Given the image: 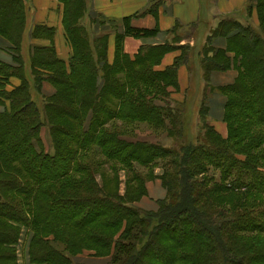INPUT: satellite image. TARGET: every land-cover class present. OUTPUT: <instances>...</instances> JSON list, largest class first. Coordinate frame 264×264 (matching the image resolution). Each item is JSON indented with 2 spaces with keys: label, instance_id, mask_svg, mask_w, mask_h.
Here are the masks:
<instances>
[{
  "label": "trees",
  "instance_id": "16d2710c",
  "mask_svg": "<svg viewBox=\"0 0 264 264\" xmlns=\"http://www.w3.org/2000/svg\"><path fill=\"white\" fill-rule=\"evenodd\" d=\"M57 1L70 54L58 56L54 26L36 24L31 40L48 43L29 45L30 87L20 52L25 0H0V35L13 59L0 60V264H18L21 239L30 264H77L82 254L109 264H264V0L247 3L258 29L226 16L206 37L205 87L225 95L227 135L209 122L203 96L195 142L184 138L182 109L170 97L190 46L145 44L130 56L124 37L152 30L124 18L110 61L109 33L95 30L105 17L88 13L90 32L81 20L88 0ZM174 49L173 64L158 69ZM230 67L233 82L209 85L212 70ZM12 78L19 83L8 87ZM44 82L52 93H42ZM139 124L173 145L138 138ZM155 178L164 198L154 210L136 207Z\"/></svg>",
  "mask_w": 264,
  "mask_h": 264
},
{
  "label": "crops",
  "instance_id": "0c3cea01",
  "mask_svg": "<svg viewBox=\"0 0 264 264\" xmlns=\"http://www.w3.org/2000/svg\"><path fill=\"white\" fill-rule=\"evenodd\" d=\"M247 3L248 0H88L86 15L88 17V13L95 12L105 17L107 22L104 25V30H102L100 26H97V28L95 29L98 33H101L102 31L112 33L113 30L115 31L114 34L116 32H123V30L125 29L123 20L124 18L127 19L128 24L131 25V27L152 30L150 34H142L140 36L127 35L124 37L122 41V49L125 53L132 56L139 50L142 45L145 44H161L169 42L179 45L188 44L190 47H192L195 42L194 38L191 37L190 34H187L185 37L179 38L177 42H175V39H177V35L174 36V30L177 27H186L191 23L196 22L200 17L201 12H204L206 14L208 13L212 18H222L226 16L237 18V15L244 13L247 8ZM31 4L34 7V11L31 17L32 22L28 28L29 39L31 31L36 24L44 23L46 25L54 26L57 31L60 32V28L62 26L61 11L60 6L57 5V0H31ZM50 7L57 10L55 14L48 11ZM149 8H152V10H149ZM218 18H215L216 23L220 19ZM110 23H115L116 27L112 28ZM216 23L214 24V26L216 25ZM26 26L27 21L25 27ZM58 36L60 44H56L57 42H54L55 49L58 56L66 60L69 56V49L68 47H66L67 45L65 41L64 44L62 43L59 33ZM206 36L203 39L202 47L206 42ZM224 41V38L218 37L215 40V46H223ZM37 42L38 40H30V43L35 44L48 43V41H46L47 43ZM7 46V40L0 35V60L5 63H12V55L7 50ZM58 47L60 51H58ZM114 50L113 39V46L111 45V43H108V59L110 61L112 60V54H114ZM180 53V49H174L166 52L162 56L159 64L157 65V68L163 69L173 64L175 58L179 56ZM199 64L201 67L200 57ZM181 66L182 65L180 64L177 68V80L179 87H181L179 83L181 75L184 78L187 75L184 67L183 69H180ZM201 71L203 70L201 69ZM236 75L237 71L233 67L224 70L215 69L210 73L209 83L212 86H222L225 84H229L233 82ZM14 82L16 83V81ZM173 92H171L170 95L171 99ZM224 100L225 97L223 98L222 95L217 94L212 97L210 103L211 105L209 108L208 119H210V123L214 126L215 129L216 127L212 122V118L209 116L213 114L220 120H223ZM222 126V128L220 127V129H216V131L222 137H226L227 125L224 122V125ZM146 189L147 194L140 200L135 201L134 204L136 207H139L143 210H154L157 208V202L160 199L164 198L166 190L159 179L148 182L146 184ZM22 245L23 239H21L18 244L17 263L30 264L27 257H25L23 253ZM86 255L87 254L80 255L77 264H109V259L107 257H86Z\"/></svg>",
  "mask_w": 264,
  "mask_h": 264
},
{
  "label": "rangeland",
  "instance_id": "374dc122",
  "mask_svg": "<svg viewBox=\"0 0 264 264\" xmlns=\"http://www.w3.org/2000/svg\"><path fill=\"white\" fill-rule=\"evenodd\" d=\"M57 5H58V1H57ZM25 9H26L25 23L27 21V26L25 27V31L23 32V35H22L20 52L22 54V58L24 61V73L23 74L28 79L29 86L31 87L33 81H32V74L30 71L29 57H28L29 45L31 44L30 43L31 38L29 39V35H28V28L32 22L31 17H32V13L34 11V7L31 4V0H25ZM48 11L55 14L57 10L50 7L48 9ZM236 17L237 18H235V17H233V18L237 19L242 24L248 23V24H251L252 26H254L256 29H258V20H257L256 11L254 9L250 10V9L246 8V10L244 11L243 14H239ZM215 18H218V17H215ZM215 18L210 17L208 13L206 14L204 12L203 13L201 12L200 17L198 18V20L196 22L191 23L189 26H186V27L185 26H179L174 30V36L177 35V39H175V42L179 38L185 37L187 34H190V36L194 38V42H195V44L192 47H190L191 51L189 54L188 62L186 64H181L182 66L180 67V69H183V67L185 68L187 75L185 78L181 75L180 82H179L181 87H179V90L173 92L172 99H171L172 104H176L177 106H179L182 109V113H183L182 114L183 136L186 140H188L190 142H195L196 136L199 134V131L201 130V132H202V129H200L201 125L199 124L198 112H199V108H200L203 96H207L205 101L209 103V108H210V105H211L210 103H211L212 97L214 95H217V93H214L213 90H210L211 86L205 87L206 82H205L204 76L202 77V72H203V71H201L202 66L200 67V64H199V57H200L199 51L202 47L203 39L206 35H208V33L211 31V29L213 27H215L214 26V24L216 23ZM81 20H82V22L85 23L84 25L88 28V30L90 32H92L93 27L90 26L91 24L88 20L87 15L83 16V18ZM114 32L115 31L113 30L112 33H109V43H111L112 46H113ZM58 33L60 35V39H61L62 43L64 44L62 26L60 28V32H58L56 29V35H55V41H54V42H57L56 44H60ZM37 40L39 43H41V42L47 43L46 41H42V40H46V39H37ZM34 41H36V40H34ZM66 47H68L69 54H70V47L68 45ZM175 50H179V49H175ZM58 51H60L59 47H58ZM112 55H111V57H112ZM68 57L66 60L65 59L64 60L67 61ZM182 71H184V70H182ZM14 81H16V83ZM18 83H19V81L16 78H12V84H9L8 87H10L14 84H18ZM209 85H211V84L209 83ZM53 89H54V86L49 82H44L42 85V93L43 94L48 95L54 91ZM31 91H32V95L34 96V99L37 101V104L40 106L41 101L39 100V98L41 96L36 93L34 88H32ZM220 95H222V94H220ZM222 96H223V98L225 97V95H222ZM209 117L212 118V122L215 125L216 129L219 130L220 127L221 128L223 127L222 126V125H224L223 120H220L217 116H215L213 114L210 115ZM208 120L210 122V119H208ZM137 131H138L137 132L138 138L149 139V140H159V138H160V140L163 142V144H165L167 146L173 145V141L171 138L166 137L164 134H162L160 136H156L144 124H139V129H137ZM41 138H42V141L45 145V150L49 151L50 150V140H49V137L47 134V127L45 125H43L41 127ZM155 172L158 173L159 169L157 168L155 170ZM156 179H158V178L149 180L148 182L154 181ZM122 185H121V187H122ZM146 194H147V189H146L145 194L140 196L137 200H140ZM137 200H135V201H137ZM135 201L133 202V204L135 203ZM157 205H158V202H157ZM88 256L89 255L87 254L86 257H88Z\"/></svg>",
  "mask_w": 264,
  "mask_h": 264
}]
</instances>
